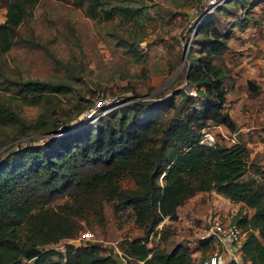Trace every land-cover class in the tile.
<instances>
[{
    "label": "trees",
    "instance_id": "1",
    "mask_svg": "<svg viewBox=\"0 0 264 264\" xmlns=\"http://www.w3.org/2000/svg\"><path fill=\"white\" fill-rule=\"evenodd\" d=\"M0 1L6 9L0 51L16 43L44 46L32 32L22 34L19 28L38 0ZM71 1L85 6L90 17L119 15L141 24L146 15L142 0ZM225 2L200 8L202 16L181 65L194 93L183 87L147 98L140 93L120 105L111 101L116 106L93 121L72 122L87 103L64 123L46 125L44 112L36 120H25L11 103L44 104L53 94L67 91L66 83L12 77L0 66V125L25 128L17 136L45 133L41 141L32 137V142L13 143L0 154V264H118L116 252L99 240L70 241L83 229L93 237L94 232L104 234V202L128 207L142 230L118 246L133 264H202L193 260L190 244L176 239L173 221L186 198L212 189L250 209L249 214L236 212L231 221L244 231L243 264H264V169L256 166L244 176L250 150L242 138L199 142L209 121L226 130L237 128L226 109L227 70L221 60L233 27L224 25L218 11L243 6L246 0ZM124 45L141 56L130 41ZM165 217L170 222L158 231L157 244L149 246L150 233ZM61 240L62 247H56Z\"/></svg>",
    "mask_w": 264,
    "mask_h": 264
},
{
    "label": "rangeland",
    "instance_id": "2",
    "mask_svg": "<svg viewBox=\"0 0 264 264\" xmlns=\"http://www.w3.org/2000/svg\"><path fill=\"white\" fill-rule=\"evenodd\" d=\"M142 1L146 15L139 24L119 15L108 19L100 15L90 17L85 6H78L71 0H38L32 7V14L19 25L20 32H32L58 60L54 61L44 46L16 43L8 50L0 51V66L12 77L64 81L67 91L53 94L44 104L13 101L11 105L21 117L36 120L44 112L43 124L64 123L78 107L92 103L93 99L99 100L100 94L120 105L137 98L140 93L147 98L157 92L169 94L181 87L188 92L193 90L183 78L181 58L185 47L188 50L194 27L202 16L203 9L200 8L208 5L210 0ZM216 1L215 5L221 1L226 3V0ZM5 10L0 1V21L5 18ZM218 12L224 25L233 27V35L228 38L229 47L221 60L227 70L226 109L237 122L235 136L246 141L250 150L244 175L247 177L256 166L264 169V0H246L243 6L221 8ZM127 40L141 54L140 57L126 50L124 43ZM81 111L73 114L76 118L72 122L83 119ZM207 128L214 133L215 139L224 137L230 141L221 132L228 131L223 126L209 121ZM22 129L25 128L0 125V154L13 143L32 142V137H37L34 141H41L45 134L43 131H29L17 136ZM212 195L211 192H202L191 206L187 205L188 200L179 206L181 216L173 221L177 240L196 243L208 223L206 216L201 215L203 203ZM213 199L215 204L207 210L205 208L206 213L218 211L223 219L229 220L236 212L250 213V209L239 202L216 194ZM191 210L193 216L189 215ZM104 214V234L99 236L94 232L92 240H99L127 264H133L134 261L127 260L118 247L124 238L142 234L134 223L131 210L104 202ZM169 222L166 217L158 222L156 232L149 235V246L157 244L158 231ZM62 241L55 246L62 247ZM70 241L83 243L80 236ZM207 248L204 246L199 254L195 252L193 260L197 262L200 255L206 254Z\"/></svg>",
    "mask_w": 264,
    "mask_h": 264
},
{
    "label": "built area",
    "instance_id": "3",
    "mask_svg": "<svg viewBox=\"0 0 264 264\" xmlns=\"http://www.w3.org/2000/svg\"><path fill=\"white\" fill-rule=\"evenodd\" d=\"M214 2V0H210ZM217 2V1H216ZM190 92L194 93V90ZM112 100L101 97L99 100H93V102L82 112L81 116L85 121H93L97 119L100 115H103L105 112L115 107L116 105H111ZM222 134L234 142L238 140L235 136V131L230 132V136H227V132L221 130ZM199 142L205 144L215 143V135L207 127L201 129V136ZM208 223L206 227L200 232L196 243L193 244L192 241L189 242L192 250V255H195V252H202L203 245L206 244L207 251L204 256L198 258L202 264H227L232 262L233 264H243L240 247L242 239L244 237V231L241 230L239 225L232 222L229 219H223L218 211H210L206 216ZM82 239H93V233L91 231L82 232L80 234ZM202 246V247H201ZM141 262V261H140ZM124 264H127L124 261Z\"/></svg>",
    "mask_w": 264,
    "mask_h": 264
},
{
    "label": "crops",
    "instance_id": "4",
    "mask_svg": "<svg viewBox=\"0 0 264 264\" xmlns=\"http://www.w3.org/2000/svg\"><path fill=\"white\" fill-rule=\"evenodd\" d=\"M202 192H205V193H209V192H211V193L213 194L211 199L207 198L206 202L203 203V204H204V208H203V210H202V214H201L202 216H207L208 213L211 211V210H209V212L206 213V210H207L208 208H210L212 205L215 204V201H214V199H213V197H214L215 194H216V196H218V197H221V198H224V199L230 200L228 197H226V196H224V195H222V194L216 192V191L213 190V189H212V190L199 191V192H197V193H195V194L189 196L188 198H186L182 203H180V204L177 206V213H178V216L180 215V212H179V210H178L179 206L182 205L183 203H185L186 200H188V201H187V205L191 206V204L194 202V200H195L196 198H198L199 196H200V197L202 196ZM212 199H213V200H212ZM231 201H232V200H231ZM233 202H234V201H233ZM205 208H206V210H205ZM219 208H220V207H219ZM189 215H190V216H193V215H192V210L189 211ZM180 216H181V215H180ZM198 218H199V216H198Z\"/></svg>",
    "mask_w": 264,
    "mask_h": 264
},
{
    "label": "water",
    "instance_id": "5",
    "mask_svg": "<svg viewBox=\"0 0 264 264\" xmlns=\"http://www.w3.org/2000/svg\"><path fill=\"white\" fill-rule=\"evenodd\" d=\"M186 51H187V49H186V47H185V49H184V51H183V58H182V61H183L184 58H185ZM114 256H115V258H116L118 264H124V261L121 259V257H120L117 253H115Z\"/></svg>",
    "mask_w": 264,
    "mask_h": 264
}]
</instances>
